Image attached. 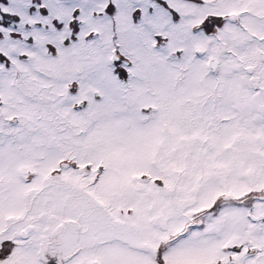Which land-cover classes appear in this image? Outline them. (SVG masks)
Segmentation results:
<instances>
[{"label": "snow or ice", "instance_id": "1", "mask_svg": "<svg viewBox=\"0 0 264 264\" xmlns=\"http://www.w3.org/2000/svg\"><path fill=\"white\" fill-rule=\"evenodd\" d=\"M0 264H264V0H0Z\"/></svg>", "mask_w": 264, "mask_h": 264}]
</instances>
